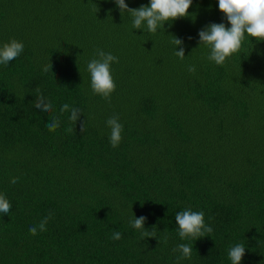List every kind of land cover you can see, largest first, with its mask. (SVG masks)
Segmentation results:
<instances>
[{"label": "trees", "instance_id": "trees-1", "mask_svg": "<svg viewBox=\"0 0 264 264\" xmlns=\"http://www.w3.org/2000/svg\"><path fill=\"white\" fill-rule=\"evenodd\" d=\"M211 23L230 27L217 0H193L188 18L156 33L134 29L114 0H0V46L24 44L0 65V194L12 205L0 213V264H231L238 243L241 264H264V42L246 36L217 65L199 44ZM97 49L119 61L109 99L91 89ZM41 94L52 112L36 109ZM65 103L80 110L76 124ZM113 116L124 128L116 148ZM185 209L203 211L213 231L181 240L175 215ZM133 214L155 239L130 226ZM181 243L190 259L173 251Z\"/></svg>", "mask_w": 264, "mask_h": 264}, {"label": "clouds", "instance_id": "clouds-1", "mask_svg": "<svg viewBox=\"0 0 264 264\" xmlns=\"http://www.w3.org/2000/svg\"><path fill=\"white\" fill-rule=\"evenodd\" d=\"M121 15L128 13L132 19V27L136 30H142L146 27L148 32L156 33L158 29L164 30L165 24L182 18H188L189 9L193 4V0H150L149 5H141L139 8H129L125 0H114ZM219 11L223 14L230 27H226L224 23H211L198 32L199 44L209 48L210 53L208 59L217 65L225 64L226 60L232 55L239 52L246 36L255 39L257 42H264V0H217ZM171 43L179 48L175 50V55L180 59L185 58V49L182 46L183 41L171 36ZM24 50V44L16 39L0 46V65L7 66L11 61L15 60ZM118 63V57L111 53H106L102 49H97L96 57L87 63V71L91 78V89L94 94L100 95L105 99H109L116 89V84L112 76L111 65ZM52 68V64H48L43 69L47 72ZM195 72V67L188 69ZM39 92V89H37ZM36 109L43 112H52L53 106L50 101L46 102L41 94L35 103ZM70 112L69 120L76 124L81 112L78 108L70 107L65 103L61 106L60 113ZM50 123L47 124L49 131L54 132L60 126L58 117H51ZM110 128V144L113 148L118 147L122 140L123 125L119 122L118 116L110 117L106 121ZM85 123H81V131L84 129ZM18 177H13L11 183L18 182ZM12 208L11 203L4 194H0V213L7 215ZM51 219V214L41 220L39 225H33L29 228L31 235H37L47 230V223ZM146 217L137 218L134 214L129 221L130 226L140 230L143 237L155 239L157 229L153 227L151 230L145 229ZM175 222L178 226V235L181 240L191 239L199 240L211 233L213 228L205 223V215L203 211H193L185 209L175 215ZM122 238V233L114 230L112 233L113 240ZM173 251H179L181 256L178 259H190L193 251L191 244L181 243ZM246 252L243 244H235L228 251V257L231 264H241L242 258Z\"/></svg>", "mask_w": 264, "mask_h": 264}]
</instances>
